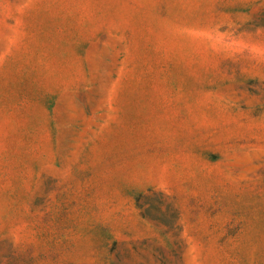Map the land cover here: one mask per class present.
I'll list each match as a JSON object with an SVG mask.
<instances>
[{"label":"rangeland","instance_id":"obj_1","mask_svg":"<svg viewBox=\"0 0 264 264\" xmlns=\"http://www.w3.org/2000/svg\"><path fill=\"white\" fill-rule=\"evenodd\" d=\"M0 264H264V0H0Z\"/></svg>","mask_w":264,"mask_h":264}]
</instances>
